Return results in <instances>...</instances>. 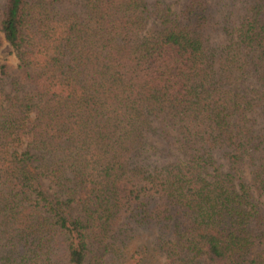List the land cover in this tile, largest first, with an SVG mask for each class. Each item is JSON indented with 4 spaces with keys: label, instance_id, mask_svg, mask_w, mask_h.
I'll use <instances>...</instances> for the list:
<instances>
[{
    "label": "trees",
    "instance_id": "1",
    "mask_svg": "<svg viewBox=\"0 0 264 264\" xmlns=\"http://www.w3.org/2000/svg\"><path fill=\"white\" fill-rule=\"evenodd\" d=\"M180 2L0 0V264H264V0Z\"/></svg>",
    "mask_w": 264,
    "mask_h": 264
},
{
    "label": "rangeland",
    "instance_id": "2",
    "mask_svg": "<svg viewBox=\"0 0 264 264\" xmlns=\"http://www.w3.org/2000/svg\"><path fill=\"white\" fill-rule=\"evenodd\" d=\"M173 2V6L174 8H180L181 7V2L180 3H176L177 0H171ZM175 3V4H174ZM152 24V25H151ZM150 26L148 27L149 30H153L155 28V25L153 23H151ZM7 63L10 67H12L13 69H16L18 66V61L13 53L12 48L9 46V44L7 43V41L3 38L2 33L0 32V65L2 63ZM249 177L247 176V179ZM255 252L259 251L260 248L257 246L255 249Z\"/></svg>",
    "mask_w": 264,
    "mask_h": 264
}]
</instances>
